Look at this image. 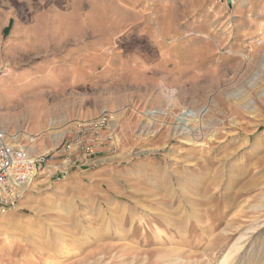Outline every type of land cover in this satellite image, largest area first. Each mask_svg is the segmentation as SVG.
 I'll return each instance as SVG.
<instances>
[{"label":"rangeland","instance_id":"obj_1","mask_svg":"<svg viewBox=\"0 0 264 264\" xmlns=\"http://www.w3.org/2000/svg\"><path fill=\"white\" fill-rule=\"evenodd\" d=\"M2 78L0 264H264V0H0Z\"/></svg>","mask_w":264,"mask_h":264},{"label":"built area","instance_id":"obj_2","mask_svg":"<svg viewBox=\"0 0 264 264\" xmlns=\"http://www.w3.org/2000/svg\"><path fill=\"white\" fill-rule=\"evenodd\" d=\"M220 1L229 4L228 0ZM230 1L233 5L238 0ZM107 116L102 117L101 123L104 125L107 123ZM46 162L47 155L31 156L26 143L13 139L6 130L0 129V206L15 200L18 197L16 194L18 189L24 193L32 186L45 169ZM64 173L67 174L68 172L65 171Z\"/></svg>","mask_w":264,"mask_h":264},{"label":"crops","instance_id":"obj_3","mask_svg":"<svg viewBox=\"0 0 264 264\" xmlns=\"http://www.w3.org/2000/svg\"><path fill=\"white\" fill-rule=\"evenodd\" d=\"M5 80V78L0 79V90L2 91L3 96H5L7 99H11L13 97V92L4 87Z\"/></svg>","mask_w":264,"mask_h":264},{"label":"bare ground","instance_id":"obj_4","mask_svg":"<svg viewBox=\"0 0 264 264\" xmlns=\"http://www.w3.org/2000/svg\"><path fill=\"white\" fill-rule=\"evenodd\" d=\"M185 112H186V111H185ZM190 113H191V114L193 113V115H196V113H194L192 110H187V112L184 113L183 115H190ZM183 117H184V116H183ZM183 117L179 118V119L182 120V121H180L179 124H178V125L181 126V127L184 126V121H183L184 119H183ZM180 129H181V128H180ZM188 129H189V128H188ZM182 130H184V129L182 128ZM188 131H189L190 133H194L195 130H192V129H191V130H188ZM197 131H198V130H197ZM29 188H31V186H30ZM24 189H25V188H24ZM16 194H17L18 196H19V195L21 196V194H22L21 190L18 189V191L16 192ZM120 216H121V215H120Z\"/></svg>","mask_w":264,"mask_h":264},{"label":"water","instance_id":"obj_5","mask_svg":"<svg viewBox=\"0 0 264 264\" xmlns=\"http://www.w3.org/2000/svg\"><path fill=\"white\" fill-rule=\"evenodd\" d=\"M228 3H229V5H231V6H232V3H231V1H230V0H228Z\"/></svg>","mask_w":264,"mask_h":264}]
</instances>
